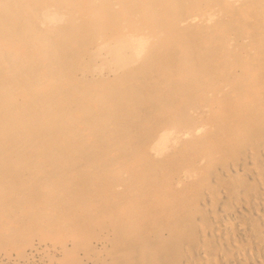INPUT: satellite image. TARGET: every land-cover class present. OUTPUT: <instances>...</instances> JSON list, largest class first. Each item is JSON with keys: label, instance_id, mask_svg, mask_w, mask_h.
I'll return each mask as SVG.
<instances>
[{"label": "bare ground", "instance_id": "6f19581e", "mask_svg": "<svg viewBox=\"0 0 264 264\" xmlns=\"http://www.w3.org/2000/svg\"><path fill=\"white\" fill-rule=\"evenodd\" d=\"M0 264H264V0H0Z\"/></svg>", "mask_w": 264, "mask_h": 264}]
</instances>
